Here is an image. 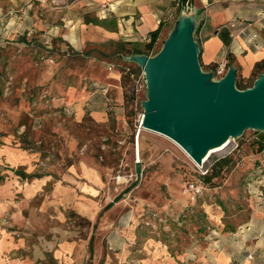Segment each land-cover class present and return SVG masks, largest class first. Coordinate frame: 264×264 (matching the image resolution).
<instances>
[{
    "label": "rangeland",
    "instance_id": "1",
    "mask_svg": "<svg viewBox=\"0 0 264 264\" xmlns=\"http://www.w3.org/2000/svg\"><path fill=\"white\" fill-rule=\"evenodd\" d=\"M82 1L0 0V144L33 155L49 203L20 224L28 239L13 254L22 264H264V132L246 129L197 165L142 128V71L123 59L135 48L79 24L93 16ZM168 30L138 49L154 54Z\"/></svg>",
    "mask_w": 264,
    "mask_h": 264
},
{
    "label": "crops",
    "instance_id": "2",
    "mask_svg": "<svg viewBox=\"0 0 264 264\" xmlns=\"http://www.w3.org/2000/svg\"><path fill=\"white\" fill-rule=\"evenodd\" d=\"M186 2L200 11L195 39L202 67L225 64L226 70L233 59L238 76L254 78L255 65L264 61V0H83L79 5L93 16L79 24L92 26L102 39L138 48L155 30L164 35L177 5ZM32 161L27 151L0 144V264L23 263L13 254L28 239L20 224L49 204L43 182L31 178ZM53 203L58 208L60 201Z\"/></svg>",
    "mask_w": 264,
    "mask_h": 264
},
{
    "label": "water",
    "instance_id": "3",
    "mask_svg": "<svg viewBox=\"0 0 264 264\" xmlns=\"http://www.w3.org/2000/svg\"><path fill=\"white\" fill-rule=\"evenodd\" d=\"M199 17L191 3L181 4L154 54L131 53L123 59L137 64L144 76L141 127L170 138L201 165L210 147L246 129L264 132V69L243 89L236 85L233 63L220 77L204 69L195 39Z\"/></svg>",
    "mask_w": 264,
    "mask_h": 264
},
{
    "label": "trees",
    "instance_id": "4",
    "mask_svg": "<svg viewBox=\"0 0 264 264\" xmlns=\"http://www.w3.org/2000/svg\"><path fill=\"white\" fill-rule=\"evenodd\" d=\"M158 29L157 30H155L152 34H151V36H150V40L145 44V49H146V51H148L149 49H151L152 48V46H153V44H154V42H155V39L157 38V35H158ZM146 51H143V50H140V49H134L133 50V53H143V52H146ZM233 61V59L231 60H229V62H228V65L231 63ZM236 67V66H235ZM264 69V61H262V62H260V63H257L256 65H255V73H254V78L262 71ZM238 71H237V68H236V74H237V78L239 77L238 76V73H237ZM254 78H250V79H252V81H253V79ZM241 79H243V78H241ZM240 79V80H241ZM250 79H247V80H244V81H250ZM251 84V83H250ZM236 85H237V87L238 88H240V89H243V88H246V87H248L249 85L248 84H241V81H239V80H237L236 79ZM263 138V137H262ZM230 160H231V158H230V156H224V157H222V158H219V159H217L212 165H211V167H210V169L208 170V171H206V173H204L203 175H201V178L204 180V182L205 183H208V182H210L213 178H215V177H217L219 174H220V172L229 164V162H230Z\"/></svg>",
    "mask_w": 264,
    "mask_h": 264
},
{
    "label": "built area",
    "instance_id": "5",
    "mask_svg": "<svg viewBox=\"0 0 264 264\" xmlns=\"http://www.w3.org/2000/svg\"><path fill=\"white\" fill-rule=\"evenodd\" d=\"M224 71H225V64H221L215 69V74L217 73L219 76H221ZM144 86H145L144 76L142 74L141 76H137V77L133 75V93L137 94ZM141 120H140V126H141Z\"/></svg>",
    "mask_w": 264,
    "mask_h": 264
},
{
    "label": "bare ground",
    "instance_id": "6",
    "mask_svg": "<svg viewBox=\"0 0 264 264\" xmlns=\"http://www.w3.org/2000/svg\"><path fill=\"white\" fill-rule=\"evenodd\" d=\"M162 135V134H161ZM166 137V136H165ZM166 138H168V137H166ZM168 139H170V138H168ZM171 140V139H170ZM172 142H174L173 140H171ZM228 141H229V139L228 140H226V141H224L223 143H221L220 145H216V146H212V147H210L208 150H207V152H206V154L203 156V159H202V161L203 160H205V158H206V156L207 155H209L211 152H216V151H219L220 149H222L224 146H226V144L228 143ZM177 146H179L176 142H174ZM180 147V146H179ZM181 148V147H180ZM182 149V148H181ZM182 151L188 156V154L182 149ZM189 157V156H188ZM190 158V157H189ZM203 163V162H202ZM198 165V164H197Z\"/></svg>",
    "mask_w": 264,
    "mask_h": 264
}]
</instances>
